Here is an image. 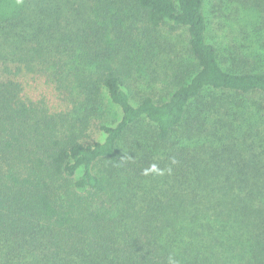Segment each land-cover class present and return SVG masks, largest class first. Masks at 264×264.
Here are the masks:
<instances>
[{
    "label": "trees",
    "instance_id": "trees-1",
    "mask_svg": "<svg viewBox=\"0 0 264 264\" xmlns=\"http://www.w3.org/2000/svg\"><path fill=\"white\" fill-rule=\"evenodd\" d=\"M169 24L193 61L134 97ZM260 51L264 0H0V264H264Z\"/></svg>",
    "mask_w": 264,
    "mask_h": 264
},
{
    "label": "rangeland",
    "instance_id": "rangeland-1",
    "mask_svg": "<svg viewBox=\"0 0 264 264\" xmlns=\"http://www.w3.org/2000/svg\"><path fill=\"white\" fill-rule=\"evenodd\" d=\"M213 10L214 8H212V6L210 7V9L207 10L208 15L211 16L212 18L216 17L213 14ZM223 11L225 10L223 9ZM137 14H138L137 12L129 10L128 13H124L125 19L122 22V29H121L122 31L120 34L123 36H127V34L129 33L131 35L129 41L131 42H137L141 37H144L143 35H141L144 32L143 28L144 27L148 28V26L143 22L142 19L136 20ZM217 14L219 16V13ZM246 14H247L246 11L242 10L239 13V18L243 20ZM225 17H226L225 19L226 21L228 17L226 11H225ZM229 17L231 18L230 15ZM257 31L258 30H256L255 33ZM152 35L157 38V41L154 44L156 55L152 56L149 60L146 61V63H142L141 60L142 53L138 55L137 60L142 63L141 69L144 70H140L137 73H135L132 79L130 80V82H132L131 88L134 97L143 96L145 94H148V92L152 90L157 94L159 93L165 94V91L163 90L164 86H167L168 89L170 87L168 82L169 80H171L170 78L168 80L166 79L167 73L168 75L172 76L173 73L172 68L176 69L177 65L178 64L182 65L184 64L183 62H185L188 66L187 61L188 60H190L191 62L193 61L192 58H190V55L187 50V43H188L187 29L185 28L174 29L169 24L158 28ZM238 35L240 38H243V40L241 41L244 42V44L250 42L248 41V38L244 34L243 35L238 34ZM249 44L254 45L251 42ZM253 47L256 48L257 46H253ZM255 48H251L250 51L257 50ZM127 50L132 54L133 48ZM231 50H233V48L229 47L230 53L233 54ZM253 59H257L258 61H260L261 65L264 67V52L260 51L256 56L255 55L252 56L251 63L253 62ZM137 68L138 67L136 66V70ZM166 94H167V90H166ZM258 96L260 95L248 97L249 102L251 103V105L257 104L258 106L260 102L258 99H261L262 102L260 103H262L264 106V100L262 99V97L259 98ZM104 99L108 111L106 119H109V121L119 120L122 116L121 110L110 102L106 93Z\"/></svg>",
    "mask_w": 264,
    "mask_h": 264
},
{
    "label": "clouds",
    "instance_id": "clouds-1",
    "mask_svg": "<svg viewBox=\"0 0 264 264\" xmlns=\"http://www.w3.org/2000/svg\"><path fill=\"white\" fill-rule=\"evenodd\" d=\"M151 171H154V172L158 171L156 165H152ZM146 173H147V170H146Z\"/></svg>",
    "mask_w": 264,
    "mask_h": 264
}]
</instances>
